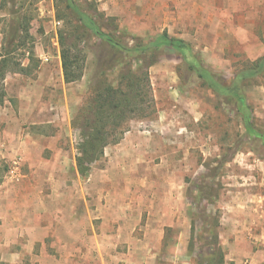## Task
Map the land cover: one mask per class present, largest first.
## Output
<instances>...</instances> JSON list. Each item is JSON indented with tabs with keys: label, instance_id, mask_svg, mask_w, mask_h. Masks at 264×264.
I'll return each instance as SVG.
<instances>
[{
	"label": "rangeland",
	"instance_id": "1",
	"mask_svg": "<svg viewBox=\"0 0 264 264\" xmlns=\"http://www.w3.org/2000/svg\"><path fill=\"white\" fill-rule=\"evenodd\" d=\"M163 34L197 67L154 49ZM66 45L82 75L69 84ZM129 50L156 62L146 111L82 175L80 111ZM0 56V264H246L259 250L264 264V0H0Z\"/></svg>",
	"mask_w": 264,
	"mask_h": 264
},
{
	"label": "trees",
	"instance_id": "2",
	"mask_svg": "<svg viewBox=\"0 0 264 264\" xmlns=\"http://www.w3.org/2000/svg\"><path fill=\"white\" fill-rule=\"evenodd\" d=\"M84 27L92 34L97 35L100 39L109 44L113 49L118 51L124 50V47L119 46L113 39L99 32L95 22L87 17L82 18ZM26 28V26H25ZM24 29V26L22 27ZM27 34V29L24 30ZM18 32V31H17ZM16 32V33H17ZM152 45V44H151ZM64 47V46H63ZM154 49L160 50L162 48L172 49L177 51L184 62H187L190 69L197 67L196 61L192 58L188 62L186 55L187 48H184L180 42L170 38L167 34L159 36L154 42ZM70 49L62 51V69L64 79L67 84L79 81L82 75L77 71L80 68L77 59L72 58ZM146 50L144 48L143 52ZM128 53H133L134 56H118L113 60L111 71L118 72L120 81L115 86L110 82H97L94 86L92 97L87 101L79 114V123L82 126L83 141L79 146V156L77 158V167L82 175H86L89 170L85 165L91 164L94 159L104 156L105 149L111 144H119L126 132L129 130V124L132 117H139L144 115L146 111V103L148 101L150 86L148 80V69L156 62L145 64V59H139L135 56L140 52L129 50ZM142 53V51H141ZM6 56H0V80H4V69H6L9 62L5 60ZM137 63L138 68L133 71L132 64ZM264 64V58L260 62V66ZM126 69V70H125ZM123 70V71H121ZM125 70V71H124ZM199 78L204 81V84L216 93H227L226 88H223L212 75L206 71L199 72ZM4 94L0 97V106L4 103ZM149 102V101H148ZM239 110L245 117V125L248 133L254 138H260L250 124L248 118V109L242 96L237 97ZM196 191L199 196L202 193V188L196 186ZM224 263V257H221V262Z\"/></svg>",
	"mask_w": 264,
	"mask_h": 264
},
{
	"label": "crops",
	"instance_id": "3",
	"mask_svg": "<svg viewBox=\"0 0 264 264\" xmlns=\"http://www.w3.org/2000/svg\"><path fill=\"white\" fill-rule=\"evenodd\" d=\"M59 72H60V74H62L63 73V69H62V66H61V64H60V66H59ZM6 133H7V129H6V131H5ZM131 134V133H130ZM141 137V136H140ZM128 138V137H127ZM19 139V138H18ZM135 139H138V136H136L135 137ZM23 140H25V141H27L26 139H23ZM126 140H128V139H126ZM146 141V140H145ZM22 144H24V143H22ZM66 154V153H65ZM78 185V184H77ZM76 186V185H75ZM8 188L6 187V188H2V189H0V202L2 203V204H7V206H9V204L11 203V201H12V199H11V197H10V195H9V191L7 190ZM8 191V192H7ZM62 195H65V193H62ZM43 211H44V208H43ZM162 236V234H160V237ZM242 241L244 242V240L242 239ZM238 243V238H237V240H236V243H234L235 245ZM260 253H263L262 251H258V252H256V253H253V252H249V251H246V252H244V253H242V255H245V257H250V260H247V262H246V264H263L262 262H261V260H260V256L261 255H258V254H260ZM239 259H242V257H238ZM231 260H234V258H232Z\"/></svg>",
	"mask_w": 264,
	"mask_h": 264
},
{
	"label": "built area",
	"instance_id": "4",
	"mask_svg": "<svg viewBox=\"0 0 264 264\" xmlns=\"http://www.w3.org/2000/svg\"><path fill=\"white\" fill-rule=\"evenodd\" d=\"M13 173V172H12Z\"/></svg>",
	"mask_w": 264,
	"mask_h": 264
}]
</instances>
